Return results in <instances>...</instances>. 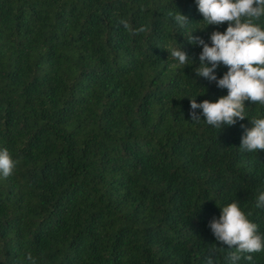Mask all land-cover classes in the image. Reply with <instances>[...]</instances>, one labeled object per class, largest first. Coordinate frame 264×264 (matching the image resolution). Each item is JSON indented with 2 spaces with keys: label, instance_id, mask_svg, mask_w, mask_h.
Returning a JSON list of instances; mask_svg holds the SVG:
<instances>
[{
  "label": "trees",
  "instance_id": "trees-1",
  "mask_svg": "<svg viewBox=\"0 0 264 264\" xmlns=\"http://www.w3.org/2000/svg\"><path fill=\"white\" fill-rule=\"evenodd\" d=\"M203 20L196 0H0V150L19 161L0 175V264H207L214 245L231 264L209 223L232 202L264 235V150L240 148L264 105L223 129L191 120V98L228 94L196 74L188 37L228 27Z\"/></svg>",
  "mask_w": 264,
  "mask_h": 264
},
{
  "label": "clouds",
  "instance_id": "clouds-1",
  "mask_svg": "<svg viewBox=\"0 0 264 264\" xmlns=\"http://www.w3.org/2000/svg\"><path fill=\"white\" fill-rule=\"evenodd\" d=\"M196 3L207 27L220 26L225 22L228 24L226 31L212 32L211 45L192 33L188 37L190 43L202 47L196 74L216 82L219 88L227 89L228 94L215 102L204 100L197 103L196 98H191L190 116L193 122H199L201 113L197 109H202L208 125L223 129L248 118L246 102L264 105V26L258 23L264 17V0H196ZM170 15L181 28L189 22L188 17L180 11ZM118 23L131 30L126 19H120ZM147 30L146 26L141 25L135 28L134 34ZM165 49L170 53L169 57L178 61L179 66L194 62L181 48L169 46ZM221 65L227 67L228 71L218 78L216 70ZM249 120L251 127L241 124L244 134L240 148L247 152L264 150V118L252 117ZM18 163L7 149L0 150V175L4 178L13 174ZM256 207L264 208V191L258 193ZM220 208V217L213 218L209 227L219 243L235 249L228 256L231 264H237L243 253H247L246 259L252 261L253 253L264 252V235L259 233L258 225L249 219L240 204L232 202ZM209 251L207 264H213L216 245ZM26 260L29 264H36L31 252L26 254Z\"/></svg>",
  "mask_w": 264,
  "mask_h": 264
}]
</instances>
